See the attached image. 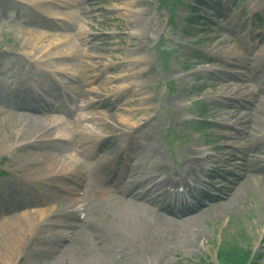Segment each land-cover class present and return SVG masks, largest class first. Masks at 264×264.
Segmentation results:
<instances>
[{
  "label": "rangeland",
  "instance_id": "obj_1",
  "mask_svg": "<svg viewBox=\"0 0 264 264\" xmlns=\"http://www.w3.org/2000/svg\"><path fill=\"white\" fill-rule=\"evenodd\" d=\"M198 1L0 0V188L9 202L0 206V264H101L104 257L106 264H218L217 246L228 242L249 245L264 264V0H227L218 12L220 6L204 0L190 26L191 5ZM77 2L89 9L86 15ZM80 25L88 30L84 40L75 33ZM89 45L82 53L80 47ZM68 46L77 53L58 56ZM84 60L98 69L88 70ZM244 60L249 75L237 76ZM242 84L241 100L237 94L229 100L231 85ZM76 86L80 92L117 90V108L108 112L120 127L101 131L113 133L106 144L115 146L114 158L103 163L105 148L83 154L81 164L57 178L44 141L30 146L25 140L31 136L15 129L28 125L27 114L43 122L31 109L39 102L69 93L68 105L80 102ZM15 89L25 105L11 94ZM39 92L46 100L32 98ZM200 119L208 121L201 129ZM134 123H144L135 135L147 142L140 158L153 171L139 170L144 181L129 186L139 196L158 173L163 179L144 199L162 198L149 204L135 198L125 210L137 205L142 215L120 224L115 196L91 190L98 187L92 171L99 166V185L115 190L117 167L139 157L131 140L123 143V130ZM197 170L210 180L201 183L206 197L185 208L169 205L177 197L170 189ZM19 187L33 199L11 200ZM62 209L75 215L65 216L72 222L69 238L54 241L50 233L65 228L57 223ZM184 209L191 211L179 215Z\"/></svg>",
  "mask_w": 264,
  "mask_h": 264
},
{
  "label": "bare ground",
  "instance_id": "obj_2",
  "mask_svg": "<svg viewBox=\"0 0 264 264\" xmlns=\"http://www.w3.org/2000/svg\"><path fill=\"white\" fill-rule=\"evenodd\" d=\"M39 1H47V0H39ZM79 11L81 15H86V12L89 10L86 7H82L81 3H78ZM73 21H70V23H73L76 21V18L72 15ZM83 23V22H82ZM88 27H90V22H85ZM83 25V24H82ZM80 25L79 28H76L77 34H80V37L82 40L84 38L86 39V36L88 35L85 33V31H88L87 29H84V27ZM68 35V33L66 34ZM64 35L63 38L66 36ZM92 49L93 47L91 45L89 46H84L80 47L82 50V53H86L88 49ZM78 49L74 46H68L65 49H60L57 50L58 56H63V57H69L72 54H76ZM261 51V52H260ZM260 51H257L253 53L255 56H261L262 55V49ZM88 55V53H87ZM98 55V54H97ZM91 56H95L92 55ZM250 59V57H248ZM247 59V60H248ZM252 62L245 61L244 60V67L245 70L242 72L237 73V76H245L247 77L248 74V66H246L245 62H249L251 65H254L253 62H255L253 59ZM43 61V60H41ZM88 70H96L98 69V66L94 64V62H90L87 60H84L81 62ZM256 65V64H255ZM253 67V66H251ZM101 72V71H100ZM97 74H92L93 76L98 75ZM85 75V74H84ZM239 80L241 83H243L241 80L242 78L239 77ZM86 83V82H84ZM240 83V84H241ZM243 85V84H242ZM242 85L239 87H236L234 85H231V93H229L228 96H226L229 100H232V97H234V94H237L239 100H241L240 97V92L242 89ZM77 87V93L81 96L82 100L80 102L75 103L70 109H64L63 111L59 110V107H61V99H59L58 95L52 100V103L47 104L46 102L41 103L39 102L36 105L31 106L33 111H39L40 115L42 116L43 122L40 124L36 120V115L31 113L27 114V118L29 119L28 125H25L19 130L18 128L15 129V133H27L29 136H31L30 139L25 140V142H28V144L34 145V144H39L41 141H44V144L46 145L49 153H51L52 157H54V160L56 161V164L54 167L51 168V171L53 172L52 176L57 177V178H62V172H67L70 168L72 167H77L78 164H81L80 158L83 154H91L96 152L97 150L101 148H105V159L103 163L112 161L114 158V148L115 146L112 144H106V140H108L113 133L109 134H103L102 128L111 125L113 129H116L120 126L118 124H113V122L109 119L110 118V113L108 112V109H116L117 108V102L116 99L114 98V95L116 94L117 90L109 93L107 92V87H89L84 90V92H80L78 86ZM18 89L12 91V95L16 98H18L21 104H26L23 102L22 96L19 95ZM40 93V92H39ZM37 94V93H36ZM91 95V96H90ZM67 98H70L66 96ZM4 98V94H0V101ZM35 100L40 101L43 99L42 93L37 94L35 97H32ZM232 104V103H231ZM230 104V105H231ZM99 105V106H96ZM52 107L53 110H55V113L48 114L47 116L44 117L43 111H50V108ZM89 109V111L86 113V109ZM97 110L98 113H100V117L97 116L95 113V110ZM43 110V111H42ZM32 111V112H33ZM233 110H231L232 112ZM74 115H73V114ZM72 114V115H71ZM49 115V116H48ZM120 122H125V120L120 118ZM130 123L129 121H127ZM144 123H139L138 125H131L130 129H124L123 133L125 134L123 138V143H125L126 140H131L135 146L137 147L139 157H133L131 160H127L120 164V162H117V164H120V166L117 167V169L121 173V179L119 180L118 183L115 182L116 188L115 190H111L107 188L106 184H100L101 180L103 179L104 171L98 166L96 168H93L94 171H92L97 177V182L96 185L98 187H93L91 188L92 191L98 192V193H103L106 194L107 196L111 197L112 195L115 196L113 199L112 204H117L120 205L117 209L118 211V222L120 224H125L129 223L130 219L133 217H139L143 213V208L135 205L132 209H127L125 210V206L129 205L130 202H132L135 198L137 202H146L149 204L152 200L157 198L158 200H161L162 197H159L158 195L151 196L150 199L145 198L144 196L147 194V192L152 191V189H156L159 182L161 181V177L158 179V173H155V175L152 178L153 184L151 186H148L145 188L144 191L139 196H134V190L131 189L129 186L130 183L135 184V185H140L142 183L143 178L141 174L139 173V170L147 171L149 172L148 174L152 173V168L148 167L145 165L143 167L142 161H141V156L145 155L144 154V148L147 142L143 138H139L136 133V126H142ZM224 137L226 138H231V136L224 134ZM39 138V139H38ZM38 139V140H37ZM126 144V143H125ZM39 148L41 146L36 145ZM107 147V148H106ZM127 157L130 156L127 155ZM200 157V156H199ZM219 161V159L217 160ZM108 181H114L112 177H107L106 178ZM17 189V188H16ZM19 190H23L27 196L25 200H21L19 198L15 199L14 202L18 203L17 201L21 203H27L33 199L32 194L28 189L25 187L18 188ZM66 203V202H65ZM65 207V206H64ZM70 206H68V209ZM164 210L174 213L175 210L170 209V208H165L163 207ZM33 211V210H32ZM30 211L31 215L35 211ZM40 213L45 212L38 210ZM191 211V209H184L182 211H178L179 215H182L184 213H187ZM64 209L62 211H59V219L58 222L55 221L62 225L65 226V228H59L57 230H54L50 233V236L52 237V240L54 241H59L64 238H69L67 235V228H70L72 226V222L68 221L65 219V216L71 217L75 215V212L72 210L66 211L65 213ZM79 212V209H77V213ZM33 216V215H32ZM169 222H172L171 219H166ZM164 232V230H163ZM72 237V236H70ZM109 257H104L101 259V264H106L109 260Z\"/></svg>",
  "mask_w": 264,
  "mask_h": 264
},
{
  "label": "trees",
  "instance_id": "obj_3",
  "mask_svg": "<svg viewBox=\"0 0 264 264\" xmlns=\"http://www.w3.org/2000/svg\"><path fill=\"white\" fill-rule=\"evenodd\" d=\"M165 1L166 0H162ZM193 19V17H191ZM219 264H246V258L240 257L239 249L235 246L223 249L220 255Z\"/></svg>",
  "mask_w": 264,
  "mask_h": 264
}]
</instances>
